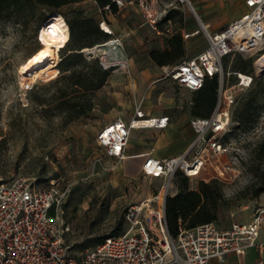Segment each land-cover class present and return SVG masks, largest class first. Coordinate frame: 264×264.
<instances>
[{"label": "rangeland", "instance_id": "374dc122", "mask_svg": "<svg viewBox=\"0 0 264 264\" xmlns=\"http://www.w3.org/2000/svg\"><path fill=\"white\" fill-rule=\"evenodd\" d=\"M125 1L124 6L116 4V12L109 9L104 15L113 31L108 39L115 37L121 41L114 48L106 47L105 54L118 63L111 66L113 69L105 83L90 93L91 109L74 118L66 106L59 105L61 82H55L62 74L57 64L65 52L66 48H62L65 44L57 52L55 75L36 77L28 85L22 82L18 68L41 46V28L48 21H65L70 37L71 16L78 14L81 19L94 23L99 20L95 3L83 0L54 11L39 8L32 16L21 13L0 19V183L16 176L27 177L42 186L54 180L60 190L67 192L61 211L63 236L71 256L95 246L111 232L121 231L126 208L156 193L159 187L158 179L143 175L130 159L107 157L95 142L103 122L125 117L128 104L124 100L133 88L130 79L134 77L136 81L134 98L142 106L149 108L158 104L162 95L171 98L179 116H192L194 92L179 87L169 76L163 77L165 71L151 60L149 52L165 49L166 40L172 34L192 25L199 31L197 39L201 41L196 51L202 49L206 44L203 29L191 9L202 0H153L152 4L146 0L160 14L155 28L141 15L138 0ZM195 1L198 2L193 4ZM222 3L225 11L246 9L241 0H222ZM168 12L171 14L166 18ZM147 14L152 16L150 11ZM257 55L236 53L227 57L225 62L222 60L223 78H217V89L221 82L223 90L227 89L233 97L230 131L223 139L235 141L236 162L232 163L224 154L211 156L200 174L189 178V186L211 178L223 183L225 202L220 205L215 221L220 229L250 219L255 208L264 204V192L253 194L256 175L264 160L263 154L256 151L264 139V72L258 73L254 68ZM126 57L133 60L131 78L123 74L120 62ZM225 64H232L229 75L225 74ZM145 68L149 76L136 79V74ZM240 68L244 70L239 71ZM237 72L253 76L249 86H237ZM242 78L247 82L248 79ZM75 90L72 86L66 92L72 97ZM244 108L248 120L239 127L238 116ZM194 153L195 150L190 151L187 158ZM174 187L172 181L168 193Z\"/></svg>", "mask_w": 264, "mask_h": 264}, {"label": "built area", "instance_id": "2783aa9c", "mask_svg": "<svg viewBox=\"0 0 264 264\" xmlns=\"http://www.w3.org/2000/svg\"><path fill=\"white\" fill-rule=\"evenodd\" d=\"M92 1L98 9L99 29L112 35L104 17L110 5L99 7L95 0ZM110 2L118 6L127 3L125 0ZM138 2L141 15L155 28L160 14L152 7L153 0L151 4L146 0ZM244 3L247 10L218 32L210 33L201 24L207 46L196 56L168 66L164 76H169L179 87L195 91L205 77L216 75L222 80L225 56L258 54L256 59H259L264 54V0H244ZM111 41L114 43L109 44ZM120 44V39L113 37L79 51L86 60L96 59L103 68H108L118 61L108 59L105 48ZM120 62L124 74L131 78L128 63ZM225 68V74L229 75V66ZM248 76L249 82L243 84L241 73L237 72V86H249L253 76ZM232 103V94L223 90L220 82L210 116L189 120L194 138L186 152L160 159L146 156L143 160L142 174L160 180L156 193L126 208L120 233L106 236L95 246L83 249L78 256L69 254L63 236L61 204L66 191L60 190L54 180L47 186L22 176L1 182L0 264H207L212 258L223 261L229 253L237 256L236 264H242L248 248L255 247L261 253L264 242L258 240V234L264 224V204L255 208L249 221L234 222L226 229L218 228L215 222H206L190 228L180 226L173 237L166 226L164 202L176 171L188 178L196 177L211 156L222 154L232 163L236 162L235 141L228 137L223 139L230 131ZM167 123L168 116H146L140 103L134 102L129 120L117 118L104 124L96 132L95 142L107 157L122 160L131 129H161ZM194 150V155L188 159V153Z\"/></svg>", "mask_w": 264, "mask_h": 264}, {"label": "trees", "instance_id": "16d2710c", "mask_svg": "<svg viewBox=\"0 0 264 264\" xmlns=\"http://www.w3.org/2000/svg\"><path fill=\"white\" fill-rule=\"evenodd\" d=\"M83 0H0V19L4 16L27 13L32 16L39 8L54 11L62 6ZM99 7L110 5L112 12L117 11L115 3L110 0H95ZM76 12V11H75ZM171 13L166 14V18ZM70 37L63 48L61 59L58 62L62 73L55 82H61L58 87L59 105L66 106L70 117H78L92 107L91 92L99 89L106 81L113 67L103 68L98 60H86L79 51L83 47L105 41L110 36L98 28V21L81 19L76 14L69 20ZM72 38V42H70ZM166 48L153 49L149 52L150 58L159 66H173L178 64L185 55L184 42L180 32L174 33L166 40ZM229 56H225V59ZM232 64L226 65L231 67ZM236 68L235 66H233ZM240 68L239 71H243ZM66 71L68 73L66 74ZM217 76L205 77L200 88L194 91L190 114L194 117H208L212 113L217 100ZM76 87L72 97L66 92L68 87ZM239 127L246 124L247 110H241L238 116ZM256 151L264 157V139L257 146ZM176 186L174 193H167L164 202L166 226L171 236H176L180 226L190 228L197 224L215 222L219 207L225 202L222 192L223 183L217 178L207 181L200 180L197 189L189 186V178L181 171H176L173 180ZM264 192V160L256 175L253 185V194L257 196ZM119 232H111L116 235ZM107 235V236H110ZM100 239L99 243L105 238Z\"/></svg>", "mask_w": 264, "mask_h": 264}, {"label": "crops", "instance_id": "0c3cea01", "mask_svg": "<svg viewBox=\"0 0 264 264\" xmlns=\"http://www.w3.org/2000/svg\"><path fill=\"white\" fill-rule=\"evenodd\" d=\"M241 1H243V5L245 6L244 0ZM197 2L198 1H195L193 4H196ZM222 4V0H202V3L200 5L191 6V9L194 12L200 26L202 24L210 33H215L225 27L232 20L241 16L247 10V7L245 6L246 9L243 11H241L240 9H234L233 11H225L222 8ZM109 26L112 29L110 24ZM189 29L192 30L189 31ZM156 31L159 32L158 30ZM180 33L182 37L187 34L186 37L183 38L185 40H183L185 43V55L182 60L196 56L207 46V42L204 36L206 44L202 49L196 51V48L201 45V41L197 39L199 31L195 29V25H192L190 28L188 27V29H186L185 27L181 28ZM122 61H126L128 63L131 73L134 72L132 58L126 57ZM161 68L165 71L168 66H162ZM136 76V79L144 80L149 76V71L147 68H145L141 70L139 74H136ZM130 81L133 88L131 87L132 92H129V94L124 100V103L128 104V106H126L127 111L125 117L123 119L120 117H116L114 119L105 121L101 124V127L104 124L109 123L117 118L125 122L129 120L130 115L133 113L134 102H137L134 98V95L137 94V89L135 88L136 81L134 77L131 78ZM140 107L144 114L149 117L168 116V123L165 128L161 129H131L126 147L124 149L125 157L122 160L130 159L133 162L134 166L141 171V165L146 156H151L153 158L160 159L164 157L179 155L186 152L189 144L194 138V133L189 126V120L194 116H190L188 118L185 115L179 116L177 114V111L174 110L171 98L162 97V95H160V100L158 104L146 108L145 105L142 106V104L140 103ZM186 122L187 125H185ZM189 130L191 133L189 132ZM197 184L198 182L195 184H190V188L197 189ZM176 190L177 189L175 186L172 190V193H174ZM249 220L250 219H246L242 222H247ZM258 240L264 242V224L259 230ZM237 260V256L232 253H229L225 256V259L223 261H220L216 258H212L207 264H236ZM242 264H264V249L261 253H259L255 247L248 248L244 258L242 259Z\"/></svg>", "mask_w": 264, "mask_h": 264}, {"label": "bare ground", "instance_id": "6f19581e", "mask_svg": "<svg viewBox=\"0 0 264 264\" xmlns=\"http://www.w3.org/2000/svg\"><path fill=\"white\" fill-rule=\"evenodd\" d=\"M62 20L64 21L63 18ZM52 25H57L54 31H50ZM40 34L41 46L31 58L22 63L18 68L22 82H26L28 85L33 83L36 77H50L56 74L55 64L58 59V49L62 45H66L69 38L65 21L62 22L57 19L48 21L41 28ZM113 43L114 41L109 42V44ZM111 47L114 48L113 46ZM255 68L258 73L264 72V54L255 61ZM242 76L248 79L247 82L243 80ZM241 79L243 84H247L250 80L249 76L243 73H241Z\"/></svg>", "mask_w": 264, "mask_h": 264}, {"label": "snow or ice", "instance_id": "6c2138e0", "mask_svg": "<svg viewBox=\"0 0 264 264\" xmlns=\"http://www.w3.org/2000/svg\"><path fill=\"white\" fill-rule=\"evenodd\" d=\"M56 28H57V25H52L50 31H54ZM45 55H47V54H45ZM118 147H119V146H117V148H118Z\"/></svg>", "mask_w": 264, "mask_h": 264}]
</instances>
